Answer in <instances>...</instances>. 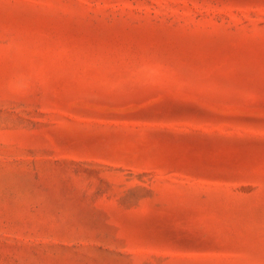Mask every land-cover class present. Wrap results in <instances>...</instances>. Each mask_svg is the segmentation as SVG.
Instances as JSON below:
<instances>
[{"label": "rangeland", "instance_id": "rangeland-1", "mask_svg": "<svg viewBox=\"0 0 264 264\" xmlns=\"http://www.w3.org/2000/svg\"><path fill=\"white\" fill-rule=\"evenodd\" d=\"M0 264H264V0H0Z\"/></svg>", "mask_w": 264, "mask_h": 264}]
</instances>
